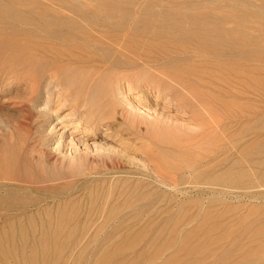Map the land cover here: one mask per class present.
<instances>
[{
  "label": "bare ground",
  "instance_id": "1",
  "mask_svg": "<svg viewBox=\"0 0 264 264\" xmlns=\"http://www.w3.org/2000/svg\"><path fill=\"white\" fill-rule=\"evenodd\" d=\"M120 2H118L117 0H82V1L79 0L72 7L78 9L75 11L80 12L81 14L89 15L91 14L89 10L94 8L100 9L104 7L108 9L115 8L116 10V8L122 5L121 4L122 2L121 3ZM8 3H11L12 5L17 7L24 6L27 8H38V9L40 7L62 9L64 6L69 4V1L68 0H7V2L5 3H0V10H3L4 8L7 10V12H9V8L7 5ZM19 10L22 11L21 9ZM14 11L16 12L13 13L14 16L18 17L19 16V14L17 13L18 9L17 11L16 10ZM46 13L47 12H45V15L38 13V15L43 20H48V18H53V19L57 18L56 15H46ZM67 21L68 20H66V22ZM71 22L69 18V22H68L69 32L70 29H73L74 32H76L75 29H81L79 28L81 26H79L78 28H73L74 27L73 23H76L77 21L73 23ZM68 23L64 22V24H68ZM84 23L80 22V24L83 25ZM51 25H53V27L54 25H56L55 26L56 28H54L55 30L57 29V26H59V21L51 22ZM51 30L53 31V29ZM87 30L90 29L87 28ZM97 30H93V31H97ZM131 30L132 28L130 29V31ZM145 31L150 33L153 31V29H147ZM79 32L80 31L78 30L77 34ZM99 32L101 31L99 30ZM228 34L229 33L226 32L224 33L223 36L222 35L213 36L212 33L208 31H201L200 29L197 31L192 30L187 32V35H192L193 37H195L200 42V45L205 44V46H208L206 44L212 41L211 39H209V37H211L212 39H214V41H219L220 43L219 46L223 45L224 48L226 49L225 51L229 52L233 47L232 44L234 43H232V41L228 43L230 39L228 37ZM139 36L136 37L139 38ZM112 37H110L109 39H103L100 38L99 36V38L94 39L96 45L94 43L92 44H94L93 46L94 48H97L96 52H98L99 49H103L105 43H103L102 40L107 41L106 44L110 43L109 45L106 46L107 49L110 50L112 48L113 50L122 52V50L119 48L120 44L116 43L117 38L115 37V39H113ZM70 39H73V37ZM82 39H77V40H82ZM150 39L152 40V38ZM84 41H88V40H84ZM143 41L144 40L140 38L139 40L135 41L136 42L135 45L141 46V44H143ZM74 44L77 43L74 42ZM74 44L72 43V46ZM132 44H133L132 41H130L129 45L132 46ZM87 45L89 46V44ZM245 46H246L245 44L241 43L240 48H244ZM74 47H76V45L73 46V48ZM261 47L259 46V44H257L255 46V49L253 50V53L257 56V58L262 57L263 49ZM132 48L134 47L132 46ZM102 51L103 50H101V52ZM110 51L112 56V50ZM79 52L80 49L78 53ZM104 52L106 53V51ZM109 52L106 53L107 57ZM74 55L75 54H73L72 51H70L69 49V65L67 64L69 68L63 67L65 64H63V66L60 67L56 66L59 68L56 70L59 71H54L53 73L47 74L46 76H49V79H52L51 77H57L60 80L59 82L61 84L69 85V90H71L74 93L76 98L77 97L80 98L78 99V101H76L75 106L85 107V112H86L85 115L87 114L86 115L87 120H85L86 118L83 119V123H81L82 122L81 119L77 120L78 121L76 124L77 126H73L71 128L72 129L71 133L77 132L81 128H85L97 134V131L100 129L99 127L102 126L106 130H111V132L106 133V135L113 136L118 138V140L125 141L124 142L125 147L118 146L119 147L118 153H120V155L116 154L117 153L115 152V150H117L116 148L107 147L106 144H104L106 146V149H104L105 153L104 155L102 154L98 155V158H100L99 161H102L104 163L106 169L97 170L96 172L93 171L94 176L90 178L91 181L93 180L95 181V183L98 181H102L103 183L107 182L106 187H103L101 189L98 187L97 183H96L97 186L95 185V188L97 187L96 188L97 190L98 188L100 189V194L101 195L103 194L102 196L104 198V202H103L101 199L102 196H100L99 194V196L101 197L99 200H101L103 204L101 205L98 202L99 205L98 206L96 205L97 206L96 210L99 213L98 216L102 215L103 218L105 217L109 219L110 217H112V215H116L119 213L123 214L124 212L125 215L127 214L129 216V214L134 212L133 216L130 215L129 218L125 220L120 219V221L117 222L114 220L116 223H114V225L113 224L111 225L112 228L111 226H108L111 228L109 234H107L104 237H100L97 233L99 231L101 232L102 229H105L104 227L106 226L104 225L107 222L105 218L103 222H100V220H98L99 224H97L96 221V225H94L95 223H92L93 224L92 225L89 224V222H85L84 226L83 224H81L82 228L78 229L76 227L77 224L75 227H73L75 223L74 225H71L72 227H69V221H72L70 220L71 218H67L63 212L58 211L59 213L57 215L55 214L57 217H55L54 215V217L56 218V222H55L56 224H52V222H50L52 219L51 217H50L51 219L47 218L48 222L46 221L47 224L46 226H44V230H42L43 231L42 234H40L37 237L35 236V238L30 236L31 240L34 239L33 243L30 242V245H27L28 239L25 240V237L27 236L25 235L26 232L24 234L25 236L23 235L20 236V241L18 240L19 236H17L18 238L16 239L19 241V242L17 241L19 243L18 247L17 244L13 242L14 241L13 239L16 236L15 237L13 236L14 238H12V236L11 237L9 236L10 241H8L7 237L5 236L6 233L4 230L6 228L3 229L2 227L1 229L4 230L3 231L4 234L2 235H4L6 238L3 236V239L5 238V240L3 241L0 240L1 241L0 264H58L59 261L61 264L62 260L60 259L64 257L63 255L69 253L68 251L67 253L64 254L65 249L63 250V248H69V246L71 247L73 245L74 248L75 247L77 248V246L75 245H81V250L77 248L79 249L78 253L84 252L85 250L89 249L92 245L95 246L93 251L94 257L92 256L90 258L88 256L90 258L89 264H121L122 259L120 260L119 257H121V254L123 252H126L128 250H134L133 258L130 257L131 260L127 261L125 260L126 258H124L125 260L124 262L127 261L129 263L130 261V264H264V257H263L264 254L263 256L261 255L263 252L260 254V251H264V208H262L264 206H262L259 203V201H262V199L264 200V109L263 106L260 103L255 104L253 106L252 115L247 116L245 114L247 112H245V105L243 103H238V104L235 103L234 101L230 100L232 97L230 99H228V97H225L227 99L218 97L215 93H213L211 87L208 84V81H206L207 78L204 79L203 77H201V75L197 74L196 72H188V70H182L180 68H177L176 66H174V64H173V68H165L164 66H161L158 69L154 68L155 70L153 71L155 72H153L152 70L148 71L147 68L145 69L143 68L140 71L139 68L138 72L136 71L132 72L133 74L128 76L129 73L127 71L130 72V70H133L134 68L128 69L129 67L126 65L124 66H126L127 68H124L123 65H120L121 67L118 65L120 68L114 67V69L111 67L104 68L97 64L91 65L94 62L77 61L74 59L75 58ZM119 58L120 56H118V58L114 57L113 58L114 60H112L113 62L112 64L117 66L116 62L118 61L117 59ZM125 58L126 55L124 56V58L122 57L121 59L125 60ZM127 58L129 59L130 57ZM124 60L121 61L125 62ZM130 61L132 60L129 59V63H131ZM144 62L146 61H143V63ZM131 64L133 65V63ZM43 67L42 64L39 63L37 65L36 64L33 65L32 69L34 71H41ZM136 68H137V64H136ZM39 74L40 73H38V75ZM38 77L40 78V75ZM110 77L112 79H110ZM46 79L45 82L48 84L47 82L48 80L46 81ZM132 82L134 84H132ZM260 83H256L257 84L256 91H259V89L261 88ZM125 85L126 87H124ZM123 88L124 90H122ZM38 89H39V85L37 86L36 89L31 90V94L37 96L39 93ZM141 90L145 91V93L142 91L144 93L143 96L144 99L150 100L152 95H156L155 99L152 101V104H150V107L148 108L151 109V113L148 112L149 111L148 110L146 116H142L139 112H137V107H132V105L124 103V101L117 96V95L120 96L122 95L124 98H128V94H131V92L135 93L140 91V93H142ZM164 99L166 101L165 104L167 105H162L161 101ZM33 100L36 99L33 98ZM139 102L140 100H138V103ZM116 113H118L121 117L119 119V122L117 123H115L112 120L115 118L114 116ZM56 120L54 121L59 122L61 124L60 128L63 130L61 134L64 135V131L66 130L65 128L67 127L68 124L63 123L65 120L64 121H62V119L61 121L60 120L56 121ZM121 125H123L124 127L122 128ZM142 126H145L147 131L146 133L141 135L139 130L142 129L141 128ZM42 137L44 136L42 135ZM58 137H60V135ZM43 145H45V143ZM57 147L54 146L51 148V150ZM138 154L142 156L143 162L141 163L135 160V156ZM81 156L86 161L88 159L93 160V158H89L88 154H82ZM37 158L36 161L39 160ZM128 159L131 160L133 159V161L136 162H133L131 160L128 161ZM43 161L44 160H42V162ZM94 161L97 164L98 160H94ZM34 163L35 161L33 162L32 165H34ZM45 164L47 163L45 162ZM41 165H43V163H41ZM41 165L38 166L37 164L35 166H32L33 172L35 171V169H36L35 172H37V174H35V179L36 177H38L39 179L35 181H37L36 183H38V181L40 182V184L38 183V185H36V187L37 186L39 187L40 189L39 191H44L43 189H47L51 192V189L52 190L53 188L56 189V187L53 186H56V184L59 182L58 179L66 178L65 180H67V178H69V180H74L75 177H73V175L79 174L78 170L74 168L75 170H77V172L75 171V174L72 173L73 174L72 175L71 172L67 171L68 167H66L67 169L65 170L64 167L60 168L61 167L60 164L55 165L54 163L55 166L50 164L51 166L46 165L47 167L44 166L41 167ZM30 166L28 167L31 170ZM147 167H149V170L151 169L152 171L151 170L147 171L148 169ZM86 168H88V166H86L84 170ZM101 168L103 169L102 166ZM28 172L30 171H27V173ZM150 172H152V174ZM116 173H119L123 176L118 175L114 177V174ZM31 174L33 175V173H30V175ZM28 175L29 174H27V179H28ZM23 177L26 176L23 175ZM33 177L34 175L31 176L29 179H32ZM88 178L89 177L82 178V181L85 180L88 181ZM76 179L78 180L79 178L76 177ZM55 180L56 181L58 180L57 183L51 184L52 182H55ZM69 180L65 182H69ZM29 182L31 183V181ZM15 183L16 185L18 184L17 181ZM69 183H71V181ZM84 183L81 182V184L86 185ZM92 183L93 182L89 184L91 185ZM25 184L27 183L25 182ZM59 184L61 185V181L59 182ZM59 184H57V186ZM29 185H33V184H29ZM63 185L65 186V184ZM93 185L91 187H87L86 185V188L88 189L92 188L94 187ZM10 188L11 187H9V189ZM66 190H64V192ZM59 191L61 192V190ZM0 194H4V193H0ZM20 194L22 193L20 192ZM83 194L84 193L82 192V197ZM111 196L112 197L114 196L116 198L112 199ZM85 198L86 196L84 197V199ZM33 199L35 202L36 200L38 201V199L35 200V197H33ZM29 201L30 198L26 194L25 196L14 195V194L2 195L0 196V207L5 206V209H12V207L15 205L20 206L24 204L23 207L25 208L26 205H28L27 203H29ZM31 201L33 202V200ZM80 201L82 200L80 199ZM87 201L91 202L88 200V198ZM63 202L64 201H62V203ZM219 202H221V206H220L221 209H218L216 207V205ZM226 202H235V203L237 202L238 204L236 203L237 205H229V204L227 205ZM241 202H245V203L251 202L255 204L254 205L246 204L247 207L245 208L246 209L245 213L243 212L244 214L242 213L241 215L235 216V211H237V209H239L242 205ZM78 203H81L79 202V199H78ZM84 203H86V200L84 201ZM90 204H92L93 206L94 202ZM49 205H51V203ZM55 206H57V203ZM79 209H77V211L74 209L77 214ZM38 210L40 212V209ZM87 210L89 209L88 208L86 209V213L89 212ZM239 211L240 210H238V212ZM43 213L45 214V211ZM88 215H90V213ZM98 216L96 217V220L98 219ZM78 217H80L79 214ZM85 217L86 215H84V218ZM28 218H29V222L33 221L30 220L31 216ZM55 218L53 219L54 221ZM15 220L19 221L18 219ZM24 220L22 222H24ZM42 222L43 221L40 220L39 225L40 223L43 224ZM9 223H11V221ZM33 223L34 222L31 223L32 226L29 224V226L32 227V230L29 233L33 232L34 230L33 227L36 228L35 227L36 224L34 225ZM12 224L14 223L12 222ZM21 227L19 228L18 225L17 228L20 229L21 231ZM37 229L38 228H36V230ZM220 229H224L225 231L219 233ZM89 230L93 231L94 236H89L86 234H84L86 235L84 236L82 234V233L89 234L90 232ZM106 230L107 229H105V231ZM20 231L18 230V232ZM105 231L102 232L106 233L107 231L106 232ZM78 233H81V235ZM237 233L239 234V238L236 237L234 238V236ZM20 234L23 233L21 232ZM32 234L33 233H31V235ZM2 235L0 237H2ZM79 235L84 237H79ZM74 251L71 250V252L77 254ZM61 252L63 253L62 256L60 254ZM75 254H73L74 257L73 256L71 257L75 258ZM68 255H72V254L70 253ZM77 255H83V254H77ZM126 256L127 255H125L124 257ZM129 256H132V254H130ZM71 257L68 258L69 259L68 261H70ZM80 258H82V256H80ZM80 258L77 259L79 260ZM66 260L67 258L65 259L64 262H62V264L68 263L66 262ZM88 260L89 259H87V261ZM124 262H122V264H126Z\"/></svg>",
  "mask_w": 264,
  "mask_h": 264
},
{
  "label": "rangeland",
  "instance_id": "2",
  "mask_svg": "<svg viewBox=\"0 0 264 264\" xmlns=\"http://www.w3.org/2000/svg\"><path fill=\"white\" fill-rule=\"evenodd\" d=\"M4 1L5 0L3 1L1 0L0 3L7 2V0L5 2ZM68 1H69V4L64 6L62 9L61 8H41V7L38 9V8H27L24 6L17 7V6L12 5L11 3H8L7 5L9 8V12H7V10L4 8L3 10H0V180L2 179L0 182L1 184L0 193H4V194H0V196L13 195V194L25 196L26 194L30 198V201L29 203H27L28 205H26L25 208L23 207L24 204L20 206L18 205L19 207L15 205L12 207V209H5V206L0 207L2 209V210L0 209V212H1L0 213V230L2 231V232L0 231V236L4 234L3 232L4 230L6 233L5 236L7 237L8 241H10L9 236L10 237L12 236V238L16 236L13 239L14 240L13 242L17 244V247H18V244H19L18 242L20 241L21 235L23 236L27 235L26 236L27 238L25 237V240L28 239L27 240L28 243L26 242L27 245H30V242L33 243L34 239L31 240V237L35 238V236L37 237L40 234H42L43 232L42 230H44V226H46L47 224L46 223V221L48 220L47 218L49 219L52 218L51 221L50 220L49 221L52 222V224H56L55 217H57L56 215L59 213L58 211L63 212L67 218H71L70 220L72 221H69V227H72L71 225H74L75 223L73 227H75L77 224L76 227L78 229L82 228L81 224H83L84 226L85 222H89V224L95 223L94 225H96V221H97V224H99L98 220H100V222H103V220L106 219L107 222L104 225L106 227L104 228L107 229L106 230L107 232L105 231V229H102L101 232L99 231L97 234L100 237H104L107 234H109V231L112 228L111 226L112 224L114 225V223H116L117 221H120V219L125 220L129 218L130 215L133 216V213H134L132 212L128 216L127 214L125 215V213L123 212V214L119 213L116 215H112V217H110L109 219L105 217L104 219L102 215L98 216L99 213L97 212L96 207L99 204L102 205L104 202V198L102 196L103 194L102 195L100 194V189L103 187H106L107 182H104L105 183L104 184L102 181L96 180L99 182V183L96 182L98 187L100 188V189L98 188L99 190L98 192V190L96 189L97 187L95 188V185H96L95 181L93 180L91 181L90 177L94 176V172H96L97 170L106 169V167L104 166V163L102 161H99L100 158H98V155H101V154L104 155L105 153L104 149H106V146L116 148L117 150L114 149L115 152H117L116 154L120 155V153H118V149L119 147H125V144H124L125 141L118 140V138L116 137L106 135V133L111 132V130H106L102 126L99 127L100 129L97 131V134L85 128H81L79 129V131L71 133L72 131L71 128L73 126H77L76 125L78 122L77 120L81 119L82 121L81 123H83V119L86 118L85 120H87V116H86L87 114L85 115L86 113L85 107L75 106L76 101H78V99L80 98L78 97L76 98L74 93L71 90H69V85L61 84L59 82L60 80L57 77H51L52 79H49V76H46L47 74L53 73L54 71H59V70H56V69H59L56 66L60 67V66H63V64H65L63 67L69 68L68 66L69 65V49L70 51H72L73 54H75L74 59L77 61L94 62L91 65L97 64L104 68L111 67L114 69V67L116 68V67H119L120 65H123V66L126 65L129 67L128 69L134 68L133 69L134 71L133 70H130V72L127 71L129 73L128 76L133 74L132 72H135V71L138 72L139 68H140L139 69L140 71L143 68L144 69L147 68L148 71L149 70L153 71L155 70L154 68L158 69L161 66H164L165 68H173V64H174V66H176L177 68H180L182 70H188V72H196L197 74L201 75V77H203L204 79L207 78L206 81H208V84L211 87L213 93H215L218 97L223 98V99H227L225 97H228V99L232 97L230 100L234 101L235 103L237 104L243 103L245 105V112H247L245 114L247 116L252 115L253 106L257 103H260L264 109V48H263L264 47V0H125V1L117 0L118 2L120 1L121 2L124 1V2L122 3L120 2L122 5L118 4L120 5V7L116 8V10L115 8L114 9H108L104 7L100 9L94 8V9H91L92 11L89 10V12L91 13L89 15L81 14L80 12L75 11L78 9L72 7L79 0H68ZM14 7L17 8L18 11ZM67 7L70 9L72 8V9L70 10ZM12 9L17 11V13L19 14L18 17L14 16L13 13H16V12ZM19 9H21L22 11H20ZM33 10H35L36 12ZM45 12H47L46 15H56L57 18H54V19L48 18V20L41 19L38 13L45 15ZM93 15H96V16H93ZM69 18H70V22L72 20L71 23L77 21L76 23H73L74 24L73 28H78L79 26H81L79 27L81 29H75L76 32H74L73 29H70V32H69V28H68ZM66 20L68 21L66 22ZM58 21H59V26H57V29L54 30V28H56L55 27L56 25H54L53 27V25H51V22H58ZM64 22L68 24H64ZM80 22L81 23L85 22V23L83 25V24H80ZM83 28H86V29H83ZM87 28H89L90 30H87ZM131 28L132 30L130 31ZM51 29H53V31ZM147 29H153V31L149 33L145 31ZM199 29L201 31H208L212 33L213 36L214 35L223 36L224 33L226 32L229 33L228 37L230 39L228 43H230L231 41L232 43H234L232 44L233 46L232 49L229 52L225 51L226 49L224 48V46L223 45L219 46L220 45L219 41H214V39H212L211 37H209V39H211L213 42L211 41L208 44H206L208 46H205V44L200 45V42L195 37H193L192 35H187L188 31H192V30L197 31ZM78 30L80 32L77 34ZM93 30H97V31H93ZM99 30L101 32H99ZM110 30L113 32H111ZM99 36L100 38H103V39H109L110 37L115 36L117 38L116 43L120 44L119 48L122 50V52L113 50L111 48L110 49L112 50V56H111V51L106 48V46L109 45L110 43L106 44L107 41L105 40H102L103 43H105L103 49L98 48L100 51L98 50V52H96L97 48L93 47L94 44L96 45V42H94V39L99 38ZM136 36H139V38ZM186 36L189 38H187ZM69 37L70 38L73 37V39H70ZM115 37H112V38L115 39ZM173 37L176 39H174ZM82 38L88 41H84ZM140 38L144 40L143 44H141L142 48L141 46L135 45L136 44L135 41L139 40ZM150 38H152V40ZM77 39H82V40H77ZM73 40L77 44H74ZM191 40L193 41L195 40V41L193 42ZM130 41H132L133 43L132 46L134 48H132V46L129 45ZM72 43L74 44L73 46L76 45V47L73 48ZM241 43L245 44L246 46L244 48H240ZM87 44H89V46ZM257 44H259L260 47L262 46L261 48L263 49V54L261 58H257V56L253 53V50L255 49V46ZM79 49H80V52L78 53ZM101 50L103 51L101 52ZM104 51H106V53L110 51L109 52L110 55L108 54V57H107L106 56L107 54ZM125 55H126L125 60L121 59L122 57L124 58ZM113 56L116 58L120 56V58L117 59L118 61L116 62L117 66L112 64L113 63L112 60H114ZM127 57H130L129 59L132 60L130 62L133 63V65L129 63V59ZM149 58L151 59L152 62L150 61ZM121 60H124L126 64L125 62ZM154 60H155V63H154ZM143 61H146L144 62L145 65ZM39 63L42 64V67L44 66L43 69L41 71H34L32 69V66L35 64L37 65ZM138 63H139V66H138ZM136 64H137V68H136ZM126 66H124V68H127ZM38 73H40L39 74L40 78L38 77L39 76ZM45 79L46 81L48 80L47 81L48 84L45 82ZM110 79L112 78L110 77ZM53 81L55 83V86H54ZM224 81L226 82V84L227 83L228 84L226 85ZM38 82L41 84H39ZM256 83H260L261 85V88L259 89V91H256V86H257ZM132 84L134 83L132 82ZM38 85H39L38 95L37 96L32 95L31 90L36 89ZM212 85H213V88H212ZM124 87H126V85ZM122 90H124V88ZM142 91L143 90H141V92ZM143 92L145 93V91ZM143 92L142 93H140V91L135 92V93L131 92V94H128V98H124L122 95L121 96L117 95V96L120 99H122L124 103L130 104L132 105V107H137V112H139L142 116H146L148 110H149L148 112L151 113V109H148V108L150 107V104H152V101L155 99L156 95H152L151 99L148 100V99L143 98L144 96ZM33 98L36 99L38 102L36 100H33ZM46 99H48L49 101ZM138 100H140L141 103L140 102L138 103ZM44 102H45V105H44ZM165 102H166L165 99L162 100L161 101L162 105H167L165 104ZM79 109H82V110H79ZM50 114L53 116H51ZM114 117L115 118L112 120L115 123L119 122V119L121 118L120 115L116 113ZM51 118L52 119L54 118V119L52 120ZM61 119L62 121L65 120L63 122L64 124H68L67 127L65 128L66 130L64 131V135L61 134V132L63 131L60 128L61 124L59 122L54 121V120L61 121ZM121 127L123 128L124 126L121 125ZM141 128L142 129H140L139 131H140V134L142 135L146 133L147 129L145 126H142ZM42 135L44 137H42ZM59 135L60 137H58ZM61 135L63 136V138ZM54 138H55V141H54ZM44 143L45 145H43ZM55 143L58 145V147ZM60 143L62 144V146ZM104 144H106V146ZM54 146L57 147L55 149L53 148L55 151L53 149L51 150V148ZM82 154H88L89 158H93V160L88 159L86 161L81 156ZM12 156L15 158H13ZM36 158L39 159L37 160L38 162L40 161L39 163L36 161ZM42 160H44L47 164H45L44 161L42 162ZM94 160H98L97 164L95 163ZM129 160L131 159H128V161ZM135 160L139 161V163L143 162L142 156L140 154L135 156ZM34 161L35 163L34 165H32ZM131 161H133V159ZM136 161H133V162H136ZM36 163L38 164V166H40L41 163H43L41 167L42 166L47 167L46 165L55 166V165L60 164L61 165L60 168L64 167L65 170L67 169L66 167H68L67 171L71 172V174L72 173L75 174V171L77 172V170L79 174H75V175L72 174L73 177H75L74 180H69V178H67V180H69V182L71 181V183L65 182L67 181L65 180L66 178L58 179L59 182L61 181V185L59 184V182L57 183L58 180L57 181L55 180V182H52L51 184L57 183L59 184L58 186L60 187L59 188L57 184L56 186L52 185L53 187H56V189L55 188H53V190L51 189L52 193H55L56 191L55 194H52L47 189H43L44 191H39L40 189L38 186L36 187V185H38V183L40 184V182L38 181V183H36L37 181L35 180H37L38 177H36L35 179V174H37V172H35L36 171L35 168H34L35 171L33 172V167H32V166L37 165ZM28 166H30L31 170L29 169ZM86 166H88V168L84 170ZM101 166L103 167V169L101 168ZM74 168H76L77 170H75ZM147 168H148L147 169L148 171L149 167ZM23 170L25 171L26 175ZM26 170L30 172L27 173ZM30 173H33L34 177L32 179L34 180L29 179L31 176H33L32 174L30 175ZM150 173L152 174V172ZM27 174H29L28 179H27ZM23 175L26 177H23ZM118 175L120 176L121 174L116 173L114 174V177ZM76 177L79 179L77 180ZM86 177H89L88 181L87 180L82 181V178H86ZM27 180L31 181V183ZM75 180H76V183H75ZM16 181L18 183L17 184L18 186L15 183ZM89 181L93 183L90 185L89 183L91 182ZM25 182L27 184H25ZM81 182L83 183L85 182L84 184H86L87 187H91L94 184L93 185L94 187L88 189L86 188V185L81 184ZM11 183H13L14 185ZM28 183L33 184V185L35 184V185L34 186L29 185ZM63 184H65V186ZM2 186L4 187V189ZM31 186H32V189H31ZM9 187L11 188L9 189ZM35 188H37L38 191ZM59 190H61V192ZM64 190L66 191L64 192ZM91 190H92V193H91ZM96 190H97V193H96ZM20 192L22 194H20ZM82 192L84 193L83 197H82ZM99 194L100 196H102V198L99 196ZM31 195H32V198H31ZM97 195L99 198L97 197ZM85 196L86 198L84 199ZM33 197H35V200L38 199V201L36 200L35 202ZM44 197L46 198V200ZM116 197L111 196L112 199H115ZM87 198L91 202H88ZM100 198L102 199L103 202L99 200ZM78 199H79V202L81 203H78ZM80 199L83 202L80 201ZM31 200H33V202ZM73 200H76V201H73ZM85 200H86V203H84ZM62 201L66 203L64 202L62 203ZM93 202L95 205V206L93 205L94 208L92 204H90ZM50 203L51 205H49ZM56 203H57V206L59 205L58 207L55 206ZM236 203L226 202L227 205L228 204L237 205L238 203L237 204ZM259 203L262 206H264L263 199L262 201H259ZM62 204H65L66 206ZM241 204H242L241 207L237 209V211H235V216L241 215L243 212L245 213L246 211L245 208L247 207L246 204L254 205L255 203L241 202ZM217 205L216 207L218 209H221L220 207L221 202H219ZM67 206H70L71 208ZM76 208L77 209L80 208L78 210V214L80 215V217H78V214L76 213L77 211ZM85 208L89 209L87 210L89 211L88 213H86ZM38 209H40V212ZM238 210L240 211L238 212ZM44 211H45V214L43 213ZM89 213L90 215H88ZM84 215H86L85 218H84ZM96 215L98 216L97 220H96V217H97ZM30 216H31L30 220H33L30 222L31 223L34 222L33 224L34 225L36 224L35 227L38 228L36 230V228L33 227V229L35 230V232L34 230L33 232H31L34 234V235L32 234L33 236L31 235V233H29L32 230V227H31L32 225L29 222V218H28ZM54 218H55V221L53 220ZM15 219H18V220L20 219V220L17 221ZM9 220L11 221V223H9L10 222ZM23 220L24 222H22ZM40 220L43 221L42 222L43 224L40 223L39 225ZM12 222L14 224H12ZM28 222L31 226H29ZM18 225H19V228L22 226L21 231L20 229L17 228ZM108 226H111V228ZM2 227L3 229L4 228L6 229L3 230L1 229ZM39 229H40V232H39ZM18 230L20 232H18ZM102 231L103 232L105 231L106 233H103ZM224 231H225L224 229H220L219 233L224 232ZM21 232L23 234H20ZM92 233L93 231L91 230L89 234L88 233H82V234L94 236V233L93 234ZM78 234L81 235V233H78ZM80 235L79 237L86 236V235L84 236H80ZM3 236L4 235L0 237V240L2 241L5 240L6 238L4 236L5 238L3 239ZM17 236H19V238ZM235 237L239 238V234L237 233L234 236V238ZM16 238H18L19 241ZM75 246H77V248L81 250V245H75ZM77 248L76 247L74 248V245L71 247L69 246V248H63V250L65 249L64 254L67 253L68 251L69 253L63 255V253L61 252L60 253L61 256L63 255L64 257H62V259L60 260L64 262L65 259L67 258L66 262H68L69 264H77V263L89 264L90 258L94 255L93 251H94L95 246L92 245L89 249L85 250L82 253H78L79 249ZM71 250L72 251L75 250L74 252H76L77 254H83V255H77L71 252ZM126 252H123L121 254V257H119L120 260L122 259L121 260L122 262H124L125 260L127 261L131 260L130 257L133 258L134 250H128ZM70 253L72 255H68ZM73 254H75V258H73L74 257ZM130 254H132V256H129ZM260 254L263 256L264 251H260ZM125 255L127 256L124 257ZM80 256H82L83 260L82 258H80ZM70 257L71 259L70 261H68L69 260L68 258ZM76 257L80 259L78 260ZM86 257L87 259H89L88 261ZM84 258L86 259V261ZM124 258L126 259L124 260ZM75 259H77L78 261ZM127 261L124 263L130 264V261L129 263ZM68 263H64V264H68ZM58 264H60V261Z\"/></svg>",
  "mask_w": 264,
  "mask_h": 264
}]
</instances>
